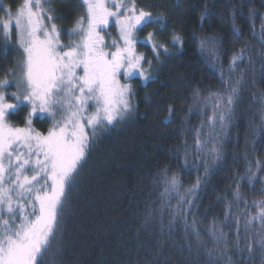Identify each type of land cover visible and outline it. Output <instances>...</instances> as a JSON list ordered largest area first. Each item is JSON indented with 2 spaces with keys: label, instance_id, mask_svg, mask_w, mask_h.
Listing matches in <instances>:
<instances>
[{
  "label": "trees",
  "instance_id": "1",
  "mask_svg": "<svg viewBox=\"0 0 264 264\" xmlns=\"http://www.w3.org/2000/svg\"><path fill=\"white\" fill-rule=\"evenodd\" d=\"M3 1L12 6L13 12L22 3V0ZM136 3L138 8L153 15L162 14L164 18L162 30L157 24H149L136 32L135 52L145 56L142 63L146 69L151 62V79L120 77L122 83L132 87L135 111L98 136L90 148L65 213L62 251L46 256V264H228L229 256L232 264H261L264 257L259 247L251 254L246 248L241 253L230 243V250L221 253L207 229L215 218L228 233L229 241L236 239L237 225L231 217L225 221V211L239 185L247 205L233 203L231 211L233 215L238 212L241 215L239 236L244 247L243 211L247 206L254 214L253 202L264 200L261 180L264 171L257 167L259 162V167L264 168V131L259 127L262 123L260 97L264 95V45L260 42L264 0H136ZM52 7L60 17L54 22L61 29V42L77 40V36L68 33L77 18L86 15L82 1L53 0ZM252 10H255L254 16L250 15ZM112 30L108 32L114 34ZM150 32L155 33L157 43L168 47L167 53L160 50L159 58L151 42L146 40ZM174 35H179L181 41L174 43ZM205 37L215 42V59L210 45L201 48ZM5 43L0 38V78L22 58L14 34L6 54ZM245 43L249 49L237 69V75L243 69L240 100L234 105L232 120L223 135L222 158L215 163L209 158L205 174V153L212 147L213 139L206 122L212 108L208 106L205 110L203 106H196L193 92L199 90L201 97H205L222 91L221 68L227 75L233 54ZM14 90V86L7 89ZM170 105L174 114L171 122H167ZM93 110L92 106L88 109ZM29 111L30 107L24 106L10 115L9 121L23 127ZM51 123L46 114L37 113L33 118V127L43 133ZM216 126L218 130V122ZM196 128H202L201 139L209 140L203 150L194 146ZM250 164L257 172L252 183L247 180ZM166 167L170 176L175 173L182 181L181 192L201 178L188 222L195 217L207 249H213L211 257L205 247L185 235L183 221H177L169 233L167 225L171 217L167 210L161 230V215L155 209L164 188L157 185V179ZM171 203L175 205L176 199ZM258 229L256 221L251 229L254 239L258 238L254 235Z\"/></svg>",
  "mask_w": 264,
  "mask_h": 264
},
{
  "label": "snow or ice",
  "instance_id": "2",
  "mask_svg": "<svg viewBox=\"0 0 264 264\" xmlns=\"http://www.w3.org/2000/svg\"><path fill=\"white\" fill-rule=\"evenodd\" d=\"M82 3L86 15L77 18L68 33L78 39L64 44L61 29L54 22L60 17L52 7L53 0H22L14 12L10 4L5 5L0 0V12L4 13L0 16V38L7 42L3 51L5 54L9 51L13 34L17 47L22 50V58L15 67L0 78V264H46V256L62 251L65 213L70 207L71 194L78 187L80 171L90 148L98 136L135 111L132 87L122 83L120 77L125 80L134 77L145 81L151 79V62L146 69L142 63L145 56L135 52L136 32L149 24H157L162 30L165 26L163 15H153L138 8L136 0H82ZM255 14V10L250 13ZM112 23L119 33V41L113 39L109 45L102 32ZM154 36L155 33L150 32L146 40L151 42L152 50L159 58L160 50L167 53L168 47L157 43ZM172 40L180 42L181 37L174 35ZM260 42L264 45V18H261ZM209 45L215 59L214 40L209 37L201 40L202 49ZM112 48L114 50H110ZM248 49L249 44L245 43L239 52L233 54L227 75L221 68L222 91L205 97H201L199 90L193 92L196 106H203L205 110L208 106L212 108V115L206 122L213 139L212 147L205 153V174L209 158L211 163L222 158L223 135L232 120L234 105L240 100L243 84V69H239L237 75L238 62H243ZM13 86L15 90L8 92L7 89ZM260 103L262 123L259 127L264 131V95L260 97ZM24 106L30 107L24 126L11 123L9 116ZM90 106L94 107L91 112L88 111ZM37 113L46 114L52 120L46 133L33 127ZM168 113L167 122H171L174 114L171 105ZM195 136V148L203 150L209 140L201 139L202 128L195 129ZM187 155L186 150L185 157ZM257 167L264 171L259 162ZM256 178L257 172L250 164L247 180L252 183ZM261 180L264 182V178ZM201 182L198 177L194 184L181 192L182 181L175 173L170 176L166 167L157 179V185H162L164 190L155 211L161 215L162 231L167 210L171 217L167 225L169 233L177 221H183L185 235L205 247L211 257L213 249H207L195 217L188 222ZM232 197L226 207L225 221L232 218L238 235L230 242L228 233L214 218L207 231L216 250L226 253L231 243L237 252L242 253L246 248L251 254L255 247H259L264 257V200L253 202L254 214L247 206L243 211L246 243L241 247V215L239 212L233 215L231 209L233 203L247 205V201L242 197L239 185ZM173 198L176 199L175 205L171 203ZM256 221L259 229L254 234L258 238L254 239L251 229ZM228 264H232L230 256Z\"/></svg>",
  "mask_w": 264,
  "mask_h": 264
},
{
  "label": "rangeland",
  "instance_id": "3",
  "mask_svg": "<svg viewBox=\"0 0 264 264\" xmlns=\"http://www.w3.org/2000/svg\"><path fill=\"white\" fill-rule=\"evenodd\" d=\"M81 1H82V0H81ZM110 28L113 29L112 32H114V34H110V33L108 32V30H109ZM102 35L105 36V40H106V41H109V43H110L109 45H111V41H112L113 39H116V40L119 41V33H118V31H117V29H116L114 23H112V25H111L109 28L105 29L104 32H102ZM106 36H108V37H106ZM121 43H122V42H121ZM112 50H114V48H112Z\"/></svg>",
  "mask_w": 264,
  "mask_h": 264
},
{
  "label": "bare ground",
  "instance_id": "4",
  "mask_svg": "<svg viewBox=\"0 0 264 264\" xmlns=\"http://www.w3.org/2000/svg\"><path fill=\"white\" fill-rule=\"evenodd\" d=\"M4 2V1H3Z\"/></svg>",
  "mask_w": 264,
  "mask_h": 264
}]
</instances>
